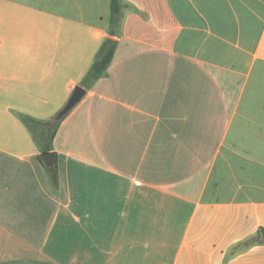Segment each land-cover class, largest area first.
<instances>
[{"label":"crops","instance_id":"0c3cea01","mask_svg":"<svg viewBox=\"0 0 264 264\" xmlns=\"http://www.w3.org/2000/svg\"><path fill=\"white\" fill-rule=\"evenodd\" d=\"M120 1L0 0V264H264V0Z\"/></svg>","mask_w":264,"mask_h":264},{"label":"trees","instance_id":"16d2710c","mask_svg":"<svg viewBox=\"0 0 264 264\" xmlns=\"http://www.w3.org/2000/svg\"><path fill=\"white\" fill-rule=\"evenodd\" d=\"M120 11H121V1L110 0V24L112 26L115 25L118 15L120 14ZM110 34L115 35L113 30L110 31ZM115 46H116V41H114L109 51L102 57H99V53L101 51V47H100V50L96 54V57L94 58L90 68L88 69V71L86 72V74L84 75L81 81L82 86L89 88L94 84L95 81L105 76ZM21 119L28 126L34 141L37 143L39 147L41 155L46 151H53L52 141L54 134L60 124L61 119H56L55 117H53L49 121H42L24 115H21ZM41 155L39 157L40 162L42 164H45ZM46 169L50 176V180L54 184H56L57 169H56L55 160L51 165H46ZM259 235L264 237V230H260L258 236Z\"/></svg>","mask_w":264,"mask_h":264},{"label":"water","instance_id":"95a60500","mask_svg":"<svg viewBox=\"0 0 264 264\" xmlns=\"http://www.w3.org/2000/svg\"><path fill=\"white\" fill-rule=\"evenodd\" d=\"M114 41L115 40L111 37H106L103 40V43L101 45V51L99 53V57H102L109 51ZM85 92L86 90L82 86L76 85L74 89L72 90L69 98L63 105V107L56 113L54 117L56 119H61L62 117H64L78 103L81 97L84 96ZM41 156L46 165H51L53 163V152L52 151H46L42 153Z\"/></svg>","mask_w":264,"mask_h":264}]
</instances>
